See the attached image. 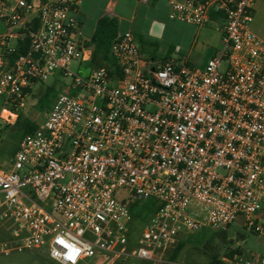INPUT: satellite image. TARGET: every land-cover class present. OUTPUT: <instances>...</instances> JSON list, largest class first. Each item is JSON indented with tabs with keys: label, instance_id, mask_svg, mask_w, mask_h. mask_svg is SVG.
<instances>
[{
	"label": "built area",
	"instance_id": "obj_1",
	"mask_svg": "<svg viewBox=\"0 0 264 264\" xmlns=\"http://www.w3.org/2000/svg\"><path fill=\"white\" fill-rule=\"evenodd\" d=\"M255 1L166 0L171 20L200 27L211 15L222 19L223 47L202 70L179 58L152 71L125 31L110 48L114 67L84 76L70 69L90 59L70 0H0V135L33 84L54 73L71 80L0 162V223H12L0 255L44 248L55 264L96 253L172 264L164 256L183 230L224 231L242 218L264 236V40L250 30ZM135 200L158 205L139 229ZM217 264H264V255Z\"/></svg>",
	"mask_w": 264,
	"mask_h": 264
},
{
	"label": "crops",
	"instance_id": "obj_2",
	"mask_svg": "<svg viewBox=\"0 0 264 264\" xmlns=\"http://www.w3.org/2000/svg\"><path fill=\"white\" fill-rule=\"evenodd\" d=\"M33 1L39 3L40 0ZM70 1L75 6L83 47L91 40L97 22L104 16L113 17L117 22V35L125 31L131 32L139 47L141 58L149 62L151 68L169 59L183 58L192 68L202 70L206 62L216 55L222 46V36L219 31L222 19L217 15H211L204 26L196 27L171 20L168 17L170 9L166 0ZM263 7L264 0L254 2L253 20L250 24V30L261 40H264V23H258L253 30L252 23L254 14L256 15ZM0 29L2 31V27ZM12 41L15 43V40H11L10 44ZM86 49L91 57L92 47ZM79 66L80 74L84 76L95 67L89 66V60L82 64L79 63ZM107 257L104 255L99 258L104 260L103 258ZM164 257L167 259L168 254ZM93 258L82 260L79 264H86ZM177 259L171 263L185 264L178 262ZM48 260L50 261L49 258ZM114 261V258H109L105 264H113Z\"/></svg>",
	"mask_w": 264,
	"mask_h": 264
},
{
	"label": "rangeland",
	"instance_id": "obj_3",
	"mask_svg": "<svg viewBox=\"0 0 264 264\" xmlns=\"http://www.w3.org/2000/svg\"><path fill=\"white\" fill-rule=\"evenodd\" d=\"M264 23V7L254 14L253 27L258 23ZM2 31L4 29L3 23L0 22ZM1 31V29H0ZM14 44V41L11 42ZM223 47V44L221 48ZM82 64V63H81ZM225 63H222L221 69L225 68ZM70 69L73 72L80 73L79 63H72ZM70 78L63 77L58 73L52 74L43 82H36L31 86L29 95L25 98V107L20 111L22 118L29 119L38 125H41L44 114L50 109L52 104V96H56L59 92L67 89L70 85ZM15 125L5 127L0 135V162L7 161L17 148L18 137L16 134ZM124 191H120V197L125 196ZM12 226L9 221L0 223V232L5 231L8 237V229ZM137 227V225H135ZM138 229L140 227H137ZM7 229V230H6ZM134 229V228H133ZM177 240H182L184 246L178 255L177 261L185 264H208L213 257H225L224 253L227 250H239L244 254L256 253L264 255V236L256 235L247 230L243 226V219L237 218L224 231L214 232L203 228L196 231L180 232L178 238L172 244L171 248L165 253L169 255L172 248L176 245ZM107 254L96 253L93 260L86 264H105L101 258ZM101 257V258H99ZM113 264H148L142 260L134 258H114ZM0 264H52L48 258L44 248H37L31 250H23L20 252L14 251L7 256L0 255Z\"/></svg>",
	"mask_w": 264,
	"mask_h": 264
},
{
	"label": "trees",
	"instance_id": "obj_4",
	"mask_svg": "<svg viewBox=\"0 0 264 264\" xmlns=\"http://www.w3.org/2000/svg\"><path fill=\"white\" fill-rule=\"evenodd\" d=\"M44 2L45 0H40ZM38 26V21L35 20L33 24V29H36ZM117 37V22L113 17H102L96 24V28L91 40L85 43L84 47H92L91 57L89 59V66L95 67H114V59L110 55V48L112 43ZM17 50L16 53L12 55H7L9 58V62L11 63L17 56L18 53H24L27 47V39L25 38L23 41L17 42ZM30 92V90H28ZM55 96L53 95L51 100L53 102ZM17 131L18 141L19 139L28 133L34 132L40 125L35 122L22 118L19 113L17 119L14 123ZM15 152V150H14ZM13 152V154H14ZM12 154V155H13ZM158 205L154 200L149 201H138L135 200L132 204H130V214L132 217V222L137 227H142L148 220V218L155 212ZM6 238V232H0V239ZM184 246V242L182 240H177L176 245L172 248L171 253L167 257L168 262L176 261L177 256ZM242 251L239 250H227L224 253L225 257H232L234 254H242ZM218 258L213 257L208 264H217ZM150 264V263H149ZM168 264V263H161Z\"/></svg>",
	"mask_w": 264,
	"mask_h": 264
},
{
	"label": "water",
	"instance_id": "obj_5",
	"mask_svg": "<svg viewBox=\"0 0 264 264\" xmlns=\"http://www.w3.org/2000/svg\"><path fill=\"white\" fill-rule=\"evenodd\" d=\"M151 70L153 71V70H154V68H151Z\"/></svg>",
	"mask_w": 264,
	"mask_h": 264
}]
</instances>
